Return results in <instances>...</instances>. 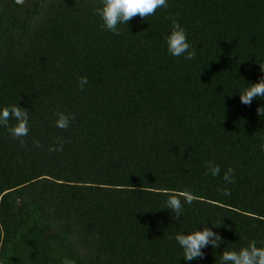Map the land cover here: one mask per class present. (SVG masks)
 Listing matches in <instances>:
<instances>
[{
    "label": "trees",
    "instance_id": "trees-1",
    "mask_svg": "<svg viewBox=\"0 0 264 264\" xmlns=\"http://www.w3.org/2000/svg\"><path fill=\"white\" fill-rule=\"evenodd\" d=\"M167 3L117 36L101 0H0V109L29 113L24 147L0 126V264H221L264 246V98L239 93L264 77V0ZM169 15L194 59L168 53ZM168 191L195 196L178 221ZM204 226L220 246L185 260L175 235Z\"/></svg>",
    "mask_w": 264,
    "mask_h": 264
},
{
    "label": "clouds",
    "instance_id": "clouds-1",
    "mask_svg": "<svg viewBox=\"0 0 264 264\" xmlns=\"http://www.w3.org/2000/svg\"><path fill=\"white\" fill-rule=\"evenodd\" d=\"M16 4L25 5L27 0H14ZM167 0H101L99 7L94 8V12L101 18V31H109L114 35H122L120 28L121 24L127 25L128 22L139 16L143 20H148V17L156 14L160 8H167ZM165 20H171V32L166 37L167 51L174 57H185L187 60H192L197 53L190 45L187 39L185 29L180 25L178 19L174 16H166ZM260 69L264 72V65L260 64ZM80 91L84 90V86L88 83L87 77H78ZM240 101L244 105H250L256 98H264V77L255 83H250L243 91H239ZM258 115L264 117V106L257 108ZM56 127L66 130L75 119V116H68L64 113H57ZM15 120L14 125L9 122ZM29 113L26 108L13 104L0 109V126L7 129L11 137L18 140L22 147L26 146L24 137L29 133ZM37 147H41L39 140H33ZM59 148L50 146L48 151H60ZM206 175L217 176L220 174V167L212 162L205 163ZM225 183H235L234 169L229 167L223 175ZM217 191L222 195H230L227 188H217ZM168 196L165 207L172 210L174 213L173 219L179 220L184 203L192 204L195 196L188 191H168L165 193ZM219 226L220 224H213ZM175 240L183 249V257L187 261L193 259H201L204 257L202 249L211 245L213 248H218L222 241V237L214 232L212 228L204 226L202 230L196 228L188 234H176ZM60 264H74V261L65 257L61 259ZM221 264H264V246H257L255 241H250L248 246L241 247L239 250H224L221 255Z\"/></svg>",
    "mask_w": 264,
    "mask_h": 264
},
{
    "label": "rangeland",
    "instance_id": "rangeland-1",
    "mask_svg": "<svg viewBox=\"0 0 264 264\" xmlns=\"http://www.w3.org/2000/svg\"><path fill=\"white\" fill-rule=\"evenodd\" d=\"M7 6H8V3H7ZM9 8V7H8ZM10 9V8H9Z\"/></svg>",
    "mask_w": 264,
    "mask_h": 264
},
{
    "label": "water",
    "instance_id": "water-1",
    "mask_svg": "<svg viewBox=\"0 0 264 264\" xmlns=\"http://www.w3.org/2000/svg\"><path fill=\"white\" fill-rule=\"evenodd\" d=\"M19 5V4H18Z\"/></svg>",
    "mask_w": 264,
    "mask_h": 264
}]
</instances>
